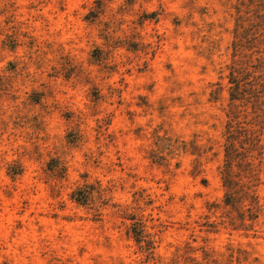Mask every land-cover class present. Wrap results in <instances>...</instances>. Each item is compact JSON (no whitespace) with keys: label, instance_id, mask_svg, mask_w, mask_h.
Returning <instances> with one entry per match:
<instances>
[{"label":"rangeland","instance_id":"rangeland-1","mask_svg":"<svg viewBox=\"0 0 264 264\" xmlns=\"http://www.w3.org/2000/svg\"><path fill=\"white\" fill-rule=\"evenodd\" d=\"M260 84L264 0H0V264H264Z\"/></svg>","mask_w":264,"mask_h":264},{"label":"trees","instance_id":"trees-1","mask_svg":"<svg viewBox=\"0 0 264 264\" xmlns=\"http://www.w3.org/2000/svg\"><path fill=\"white\" fill-rule=\"evenodd\" d=\"M229 83L232 85V89L235 91V92H232L230 94V98L231 100H235L237 99V95H240V92H238V87H239V83L237 82V80H235L234 76L231 75L230 79H229ZM260 87L261 89L263 90L264 89V85L263 84H260ZM78 202H81L82 200H77ZM133 218H131L132 220ZM141 223H138L136 225L132 224L131 228H130V233L132 234V237L133 239L137 242V243H140L142 241H144V232H143V229L142 227L140 226ZM149 243V241L147 242Z\"/></svg>","mask_w":264,"mask_h":264}]
</instances>
